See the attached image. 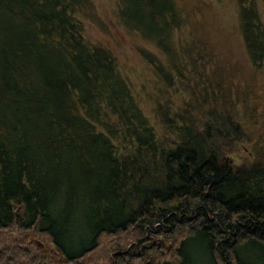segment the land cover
Wrapping results in <instances>:
<instances>
[{
	"label": "trees",
	"instance_id": "obj_1",
	"mask_svg": "<svg viewBox=\"0 0 264 264\" xmlns=\"http://www.w3.org/2000/svg\"><path fill=\"white\" fill-rule=\"evenodd\" d=\"M116 4L157 49L155 123L87 40L92 0H0V264H264L259 1L236 0L235 53L176 0Z\"/></svg>",
	"mask_w": 264,
	"mask_h": 264
},
{
	"label": "rangeland",
	"instance_id": "obj_2",
	"mask_svg": "<svg viewBox=\"0 0 264 264\" xmlns=\"http://www.w3.org/2000/svg\"><path fill=\"white\" fill-rule=\"evenodd\" d=\"M259 6L264 7L261 0ZM94 16L85 23V36L91 43L100 45L111 51L122 73L127 76L128 82L138 98L139 104L150 119L155 123L152 116L155 100H162L156 96L159 82L156 74L150 69L148 62L140 54V49H145L149 54L157 53V49L147 41L141 39L135 32L129 31L120 24L116 0H92ZM178 6L183 9L186 17L198 23L201 30L210 32L221 48L226 47L223 37L229 38L231 49H237L236 23L237 4L236 0H176ZM199 8V9H198ZM225 33H221L224 32ZM200 33H198L199 35ZM178 38L175 35V39ZM211 38V39H212ZM177 41V39L175 40ZM235 53V51H234ZM170 96L174 108L180 105L183 97L178 88L172 91ZM160 125L155 124L157 132L161 131ZM251 147L246 143L239 145L238 150L231 155L235 164H245L252 160ZM20 236V233H16ZM20 239V238H19ZM36 243L39 239H34Z\"/></svg>",
	"mask_w": 264,
	"mask_h": 264
}]
</instances>
